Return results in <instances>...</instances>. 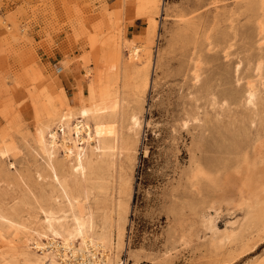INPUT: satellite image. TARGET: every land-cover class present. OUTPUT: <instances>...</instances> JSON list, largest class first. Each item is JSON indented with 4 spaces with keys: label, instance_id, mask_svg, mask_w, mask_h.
Segmentation results:
<instances>
[{
    "label": "rangeland",
    "instance_id": "rangeland-1",
    "mask_svg": "<svg viewBox=\"0 0 264 264\" xmlns=\"http://www.w3.org/2000/svg\"><path fill=\"white\" fill-rule=\"evenodd\" d=\"M39 1L29 9L33 18L47 8ZM2 6L0 0V148L10 151L0 155V264H36L34 244L59 262L61 240L50 246L47 222L69 230L71 212L34 134L55 128L62 106H74L78 91L93 83L106 87L90 123L97 125L94 141L77 148L94 171L105 169L86 173L80 200L84 231L112 230L110 264H264V217L255 219L257 207L239 200L236 170L246 154L249 164L264 167L259 0H62L64 21L56 27L53 6L48 22L65 32L66 58L57 68L42 66L35 51L54 45L47 33L35 43L30 21L21 25L22 8L4 5L2 15ZM126 43L139 48L136 61ZM145 75L138 97L134 84ZM101 136L114 139L110 151L99 149ZM55 152L59 168L73 166ZM199 169L217 183L194 179Z\"/></svg>",
    "mask_w": 264,
    "mask_h": 264
},
{
    "label": "bare ground",
    "instance_id": "bare-ground-1",
    "mask_svg": "<svg viewBox=\"0 0 264 264\" xmlns=\"http://www.w3.org/2000/svg\"><path fill=\"white\" fill-rule=\"evenodd\" d=\"M261 5H264V0H259V6ZM187 39H190V38H187ZM183 40L186 41V38H183ZM122 48L127 50V52L129 53L130 60L136 61L139 58V48L135 46H131V45L129 46L127 43L123 44ZM147 78H148L147 75H145L142 78L138 76L136 79V82L134 85L136 89V95L138 97H139L140 92L142 94H144L145 92V89L147 86ZM105 88H106L105 85L98 86L96 85V83H93L86 92H83L78 89L79 91L75 97V105L68 108V106L62 104L63 106L62 105L61 106L63 107V111H61L60 113H57L54 116L55 124L53 126H55V128L48 130L50 129L49 127L47 128V131H44V133L42 131L36 130L34 134L36 145L42 151V153L46 155L47 157L46 160L48 161V166L50 168L52 178L58 184L59 189L58 190L56 189V190H57V193H59V198L61 197L65 202L69 204V210L71 212L70 220L73 223V227L70 228L69 230L64 231V230H61L62 228L60 229L58 228V231H60L58 232L52 227L53 224H51L50 222L51 220H48L47 222L48 232L47 233L49 234V237L51 238L49 241L50 246L53 244L52 241H54L55 239L61 240V244H58L57 248L54 247L57 249L56 253L59 255L58 256L59 262L55 263V260L48 258L47 256L48 254L46 255V249L41 247L40 245L34 244L35 245L34 250L40 252V255L37 253L39 256L38 257L36 256L37 257L36 264H77L78 258L82 260V264H110V256H111L112 241H113L112 234H111L112 230H110L108 227L105 226L103 228L100 227V229L97 227L98 228L97 231H93L91 227H88L89 228L88 231L87 230L84 231L85 218H87L88 216L84 218V210L82 208L83 203L80 200V194H82L81 190H83L82 184L86 181V173L89 172L88 174H94L97 176H99L98 174H100L102 176L101 171H104L105 166H103L104 167L103 170L98 168L97 170L94 171L93 168L87 162H83L81 160L82 150L77 148L78 144L80 145H82V143L91 144L94 141L93 134H94V131L97 125L94 124V128H93V126H91L90 123L91 121L95 120L94 115L98 111L100 99L104 98L105 96V91H106ZM249 97H251V94H249ZM136 106H138L137 111L140 112L141 110L140 100L136 102ZM129 122H131L130 124L132 125V130H136L138 128L139 122L135 115H132L130 117ZM41 133L46 135L47 140H44ZM58 134L61 135L60 136L61 141L59 145H56ZM72 135L75 136L77 140L72 139ZM231 135L233 134H230V136ZM236 135H233V136H236ZM239 136L237 137L239 138ZM232 138L234 139V137ZM113 142H114V139L112 140V139H106L102 137L98 142L99 149L101 150V152L110 151L114 144ZM216 148L221 149V144H220V148L219 147H216ZM57 150H62L64 154V160L67 161L66 163L73 162V166L71 168L64 163H62V165L64 164L65 167L64 166L62 168L58 167L59 163L57 160H55L56 157L53 156L54 152ZM227 150L228 148L226 149V151ZM9 151L10 150L7 146L0 148L1 157L6 156L9 153ZM246 155L242 156L243 158L242 162L241 161L240 163L238 162V165L236 166L237 167L236 170L241 173L240 186L237 189L238 190L237 192L239 195V200L242 202L243 205H245L248 209H250V211H252L251 209L257 207V209L253 210L252 214H254V218L256 217L260 219L261 217H264V167L260 165L257 166V164L253 161H252V164H249L250 162H248L249 160L247 161ZM224 156L226 157V155H223V157ZM228 156L229 155H227V158ZM224 161H226V159L223 160L222 162ZM224 163H227V162H224ZM221 164L219 163V165ZM224 165L227 167L226 164ZM61 172H63V176L59 180V176ZM201 176H204L203 181H205L208 185L212 183L213 184L217 183L216 177H214L213 175L203 173L201 169L196 171V176H195L196 178L194 179H198V177H201ZM104 178L102 179V181L104 180ZM53 192L56 193V191L54 190ZM256 203H259L258 206L256 205ZM47 219H50V218H47ZM121 221L124 222V220H121ZM62 232L64 233V237H63ZM77 239L79 240V242L77 245H74L75 244L74 241ZM83 258H85V260H83Z\"/></svg>",
    "mask_w": 264,
    "mask_h": 264
},
{
    "label": "crops",
    "instance_id": "crops-1",
    "mask_svg": "<svg viewBox=\"0 0 264 264\" xmlns=\"http://www.w3.org/2000/svg\"><path fill=\"white\" fill-rule=\"evenodd\" d=\"M38 3H40L39 0H2L3 6L1 9V14L3 15L6 11V7L4 5H7V8L11 10L22 8L21 10L24 12V14L20 17L21 25H27L28 21H30L28 37L33 39L35 43H38L42 39L46 38L47 33L54 43V45L50 47L48 51L41 49L38 46L35 47L36 53L41 58L40 64L47 68H57L66 58L64 48L65 46L62 44L65 32H62L63 30L61 32H56L55 29L51 30L48 22L51 20L49 12L53 6L56 8L55 12L58 19V26L56 27H59V24L64 21V12L61 9L62 0H46L44 4L47 6V8L42 10L43 8L39 7L38 13L34 15L33 18V14L30 13L29 9L37 6ZM45 12L47 13L45 14Z\"/></svg>",
    "mask_w": 264,
    "mask_h": 264
}]
</instances>
